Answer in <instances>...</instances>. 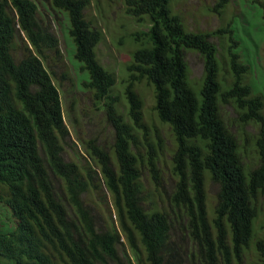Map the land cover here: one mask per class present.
Listing matches in <instances>:
<instances>
[{"label":"trees","instance_id":"1","mask_svg":"<svg viewBox=\"0 0 264 264\" xmlns=\"http://www.w3.org/2000/svg\"><path fill=\"white\" fill-rule=\"evenodd\" d=\"M48 0H0V202L12 220L11 238L0 232V259L21 264H115L122 236L140 264H240L247 247L257 195L264 196L263 100L244 82L248 66L236 54L238 41L227 23L217 34L228 41L230 81L218 80L214 49L203 34L186 33L170 11V0H122V13L145 27L147 47L135 51L125 71L123 97L127 120L117 114L110 95L114 77L96 61L101 32L86 20L88 0H50L65 14L67 37L81 87L94 101L107 100L104 115L113 131V159L96 141L86 151L97 171L79 168L63 157L68 132L59 97L42 63L60 60L57 40L40 9ZM228 0H214L220 15ZM19 39L24 55L15 61L12 42ZM201 57L202 79L196 91L187 81L184 50ZM153 95L152 110L173 136V185L165 205L146 201L148 177L163 191L155 165V149L146 140L137 84ZM219 105H231L236 124L257 129V161L244 170L235 135L224 125ZM140 135L141 141L137 138ZM155 139L159 145V136ZM216 185L213 218L205 210L203 179ZM109 197L117 229L97 222L89 194ZM158 200L160 198L158 197ZM17 245V249L14 247ZM140 250V251H139ZM258 264H264V243L257 242Z\"/></svg>","mask_w":264,"mask_h":264},{"label":"rangeland","instance_id":"2","mask_svg":"<svg viewBox=\"0 0 264 264\" xmlns=\"http://www.w3.org/2000/svg\"><path fill=\"white\" fill-rule=\"evenodd\" d=\"M86 20L91 22L101 32V39L94 49L97 63L114 77V86L110 95L117 99L115 110L126 123L127 105L123 97V87L127 78L126 66L130 63L132 54L146 48L148 43L145 37V25L135 26L122 13V0H88ZM50 0L43 5L40 11L48 25L51 26L57 40V48L60 60L56 63L49 61L44 69L50 73L51 82L57 90L63 124L68 132L66 147L63 148V157L75 163L79 168L91 167L97 171L94 160L86 151V143L96 141L98 146L105 148L111 159L113 131L106 122L104 115L107 100L94 101L92 93L81 87V81L85 75L77 71V63L72 59V44L67 37V20L65 14L52 10L49 7ZM214 0H170L171 14L176 16L186 33L206 35L214 49V58L218 66V80L220 83L230 81V73L227 65L226 51L228 41L220 37L217 32L227 23H232L238 46L236 54L239 60L248 66V72L244 82L249 85L251 94L259 96L263 100L262 115L264 117V0H228L227 6L221 16L212 11ZM10 53L15 61L23 57L24 51L19 39L12 42ZM184 59L188 68L187 81L193 91H196L201 83V57L190 49L184 50ZM135 94L141 102L142 123L146 129V140L151 143L156 153L155 165L161 176L163 191L155 190L148 177L143 180L146 201L158 206L165 205V196L173 185L171 176V155L175 150V142L169 128L160 124L152 110L153 95L150 86L145 82L137 84ZM219 115L231 132L240 153V161L244 170L252 168L257 157L254 143L257 137V129L251 125L241 126L236 124L234 110L231 105H219ZM159 136V145L155 135ZM139 141L140 135L136 134ZM205 194V210L208 221L213 218L215 204L216 185L212 184L205 175L203 179ZM0 195L4 198L5 190L0 186ZM96 196L89 194L97 215L98 224L107 229H117L113 210L108 203L109 197L102 188L98 197L104 196V201L97 202ZM158 197L160 200H158ZM256 215L251 224V235L246 248L243 249L240 264H258L259 258L255 250L257 242L264 243V196L257 195ZM0 232L11 238L13 233L12 220L3 203L0 202ZM17 249V245L14 244ZM140 251V250H139ZM118 261L115 264H135L132 253L125 241L120 237V245L117 247ZM142 258L140 264H145ZM0 264H21V260L4 261ZM109 264V263H108ZM112 264V263H110Z\"/></svg>","mask_w":264,"mask_h":264}]
</instances>
